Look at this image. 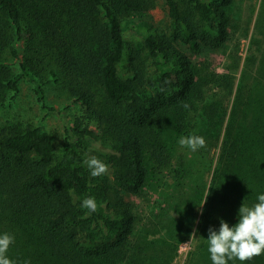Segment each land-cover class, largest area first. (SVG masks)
<instances>
[{
	"label": "trees",
	"instance_id": "trees-1",
	"mask_svg": "<svg viewBox=\"0 0 264 264\" xmlns=\"http://www.w3.org/2000/svg\"><path fill=\"white\" fill-rule=\"evenodd\" d=\"M163 1L193 52L230 39L234 0ZM156 2L0 0V234L14 236L7 256L16 264H173L194 231L205 238L193 264H211L208 229L218 231L221 219L234 226L242 203L250 207L264 194V40L237 85L235 76L207 63L194 67L177 37L135 21ZM124 22L142 35L141 49L128 46ZM263 27L264 0L257 21L264 35ZM129 53L132 77L124 79L119 68ZM23 81L33 84L47 112L56 111L51 90L79 109L59 156L46 119H3ZM222 109V139L195 131L215 126ZM190 134L206 146L181 147L179 139ZM213 149L220 153L207 190L195 159L212 166ZM89 150L108 154L114 191L107 179L93 180L83 160ZM149 183L165 191L153 226L167 229L168 238L138 227L141 219L123 195L140 194ZM87 197L96 200L95 212L81 207ZM247 264H264V254Z\"/></svg>",
	"mask_w": 264,
	"mask_h": 264
},
{
	"label": "rangeland",
	"instance_id": "rangeland-1",
	"mask_svg": "<svg viewBox=\"0 0 264 264\" xmlns=\"http://www.w3.org/2000/svg\"><path fill=\"white\" fill-rule=\"evenodd\" d=\"M261 1L262 0H234L228 9L234 27L229 28V31H231L230 39L225 42L222 48L216 50H204L199 54L190 49L189 45L186 43L187 34H185L183 28H179V26H177L170 18L168 7L163 0H157L156 7L153 10L142 16H134V19L137 22L141 20L149 22L152 26V30L158 31L161 34H167L172 39L177 37V40L174 42L176 47L184 53L191 62H193L194 67L198 68V70L207 63L213 70H217L221 74H232L235 76L237 79V85H239L248 60L257 54L258 42L264 40V35L257 29ZM123 24L125 28L124 35L128 46L130 48L141 49L143 42L142 35L132 28L131 25H128L125 22ZM261 30L264 33V27ZM235 62L237 68H235L236 70H231L230 66L234 65ZM119 70L122 78L129 79L132 77L130 53L127 55ZM48 99L49 105L54 106L56 111L49 113L44 110L35 95L33 84L23 81L21 82V92L18 98L14 100L16 103L12 104L13 101H9L10 105L8 104L9 107L4 110L3 119L6 122L33 123L34 125H39L42 120L46 119L45 123L54 138L57 155L59 156L66 137V126L74 116L79 114V109L77 106H69L71 100L56 90L50 91ZM223 117L224 113L222 109L219 111V120L216 121L215 126H203L199 124V127L197 126L195 131H199L201 128L205 131L206 135L211 136L214 139H222L226 127L223 122ZM219 153V149L212 150V155H215L216 157L212 166L210 165V162L207 163L204 159L199 160V157L195 159L197 166L201 170V185L207 190L209 189L212 175L219 159ZM88 156H96L108 165V171L105 174L92 178L94 181L107 179L109 186L114 191L117 187L114 183L113 169L108 154L97 150H89L84 153L83 160L85 161ZM172 184L174 185V181H172ZM161 193L164 194L165 191H162L157 184L149 183L148 185H145L140 194H123L125 200L131 203L133 210L141 219V223L138 227L145 225L146 228L144 229V232L151 233V235L157 239L161 236L166 238L169 236L167 229L163 228L156 230L153 226L155 216L160 215L161 213ZM167 209H169L168 205ZM203 212L204 211L200 209L199 217ZM158 231H161L160 234L155 236L154 234ZM204 238L203 234L198 235L197 233L196 239H193L192 242L190 239L182 243L173 264H193V255L194 253H197V247L201 244V239ZM171 243L174 246V242L171 241ZM189 243H191L189 247L185 248L183 246V244Z\"/></svg>",
	"mask_w": 264,
	"mask_h": 264
},
{
	"label": "clouds",
	"instance_id": "clouds-1",
	"mask_svg": "<svg viewBox=\"0 0 264 264\" xmlns=\"http://www.w3.org/2000/svg\"><path fill=\"white\" fill-rule=\"evenodd\" d=\"M183 107L187 108L188 105L183 104ZM178 144L195 152L205 147L206 141L202 136L190 134L181 137ZM84 163L92 177H99L108 171V165L96 156H88ZM81 207L88 212H95L98 205L93 197H87L82 201ZM14 239V236L9 233L0 234V264H16L7 256ZM190 239L191 242L196 239L195 231ZM206 241L211 264H229L230 260L247 264L251 259L264 254V194L258 195L257 202L250 207L242 203L239 208L238 222L234 226L230 227L221 219L218 231L210 227ZM190 244H183V246L187 248ZM25 264L30 262L26 261Z\"/></svg>",
	"mask_w": 264,
	"mask_h": 264
}]
</instances>
